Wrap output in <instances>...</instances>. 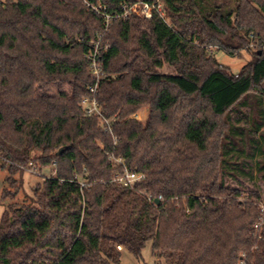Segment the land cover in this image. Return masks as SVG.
<instances>
[{"label": "trees", "instance_id": "trees-1", "mask_svg": "<svg viewBox=\"0 0 264 264\" xmlns=\"http://www.w3.org/2000/svg\"><path fill=\"white\" fill-rule=\"evenodd\" d=\"M155 1L166 20L107 32L90 6ZM251 34L261 47L238 73L212 55L240 57ZM99 39L94 98L111 132L83 106ZM125 167L146 175L134 190L114 181ZM0 168L14 189L0 198V264H120L149 242L166 264H264V187L228 185L264 184V0H0ZM39 168L51 175L14 202L15 176Z\"/></svg>", "mask_w": 264, "mask_h": 264}, {"label": "built area", "instance_id": "built-area-1", "mask_svg": "<svg viewBox=\"0 0 264 264\" xmlns=\"http://www.w3.org/2000/svg\"><path fill=\"white\" fill-rule=\"evenodd\" d=\"M98 15L102 16L104 18L105 22V31L107 32L110 29V26L112 24V21L119 18H127L132 15L138 16L140 18H152L155 14H158L161 16L164 20H166V13L163 8V5L159 1H155L152 3L148 2H136L132 5H124L121 8V12H117L116 14H110L107 12L106 8L103 5H97L93 6L90 5ZM101 39L98 40V42L95 44L94 48L87 54V59L89 60L90 64V70L92 72L93 77L96 80V84L90 88V92L92 94L91 98H86L83 101V106L86 110L87 115L92 116H98L102 124L106 125L105 131L111 132L110 128V121L103 117L101 113V109L94 98L98 85L102 78L104 77V67L103 63L100 60L101 55ZM261 47V43L259 40H257L253 34L250 35L249 38V44L248 49H251L253 51H257ZM115 163L117 164H123V161L121 159H114ZM33 169H35L33 167ZM146 179V175L139 172H133L128 170L126 167L122 173H118L114 181L117 183L124 185L132 190L135 189L136 185L138 183L143 182ZM146 195L148 201L150 202H156L152 198L151 195ZM262 213L263 217L261 218L260 222L255 225V228L257 231H259L264 226V207H262ZM120 250L122 247H118ZM245 254H243L240 264H245Z\"/></svg>", "mask_w": 264, "mask_h": 264}, {"label": "rangeland", "instance_id": "rangeland-1", "mask_svg": "<svg viewBox=\"0 0 264 264\" xmlns=\"http://www.w3.org/2000/svg\"><path fill=\"white\" fill-rule=\"evenodd\" d=\"M212 52V55L217 59V61L224 65L225 67L229 68L232 72L238 73L249 61H251L252 53L255 52L251 49H244L242 51V54L240 57H233L229 54H226L222 51H219L217 48H210ZM163 71L165 73H173L174 70L170 66H166ZM149 117V110L147 108H143L140 110L136 116L137 119L142 121L143 123H146L147 119ZM102 124V122H101ZM31 167V166H30ZM255 168L258 167V164H255ZM37 172H33L32 170H26L22 175L15 176L17 179H19L20 186L19 194L17 198L14 200V202H17L19 204H23L26 202H30L31 198L33 197V190L35 186L39 183H42L43 178L50 176L52 168L47 169H38L35 170ZM40 171V173H39ZM6 177L7 172L4 170H1L0 168V198L3 190L9 189L14 190L10 187L8 183H6ZM229 186L232 187H241L244 191H250V190H258L263 189L264 184L263 182H257L256 184L251 183L249 180L241 179L240 182H234L233 180L228 182ZM259 191V190H258ZM263 194V193H262ZM242 201H255L253 199L249 200V195L243 194L241 196ZM260 210L262 207H264V194L263 199L259 201L258 203ZM7 209V203H4L0 200V220L2 217L3 212ZM244 210H246L244 208ZM262 211V210H261ZM120 264H166V262L163 259H159L152 253V243L149 242L145 248V250L142 253L141 258H137L133 253L125 250L122 252V259Z\"/></svg>", "mask_w": 264, "mask_h": 264}, {"label": "water", "instance_id": "water-1", "mask_svg": "<svg viewBox=\"0 0 264 264\" xmlns=\"http://www.w3.org/2000/svg\"><path fill=\"white\" fill-rule=\"evenodd\" d=\"M160 201L159 200H156V203H159Z\"/></svg>", "mask_w": 264, "mask_h": 264}]
</instances>
